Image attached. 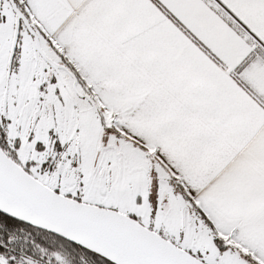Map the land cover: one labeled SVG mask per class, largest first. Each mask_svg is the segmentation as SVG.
<instances>
[{
	"label": "snow or ice",
	"instance_id": "obj_1",
	"mask_svg": "<svg viewBox=\"0 0 264 264\" xmlns=\"http://www.w3.org/2000/svg\"><path fill=\"white\" fill-rule=\"evenodd\" d=\"M0 264H264V0H0Z\"/></svg>",
	"mask_w": 264,
	"mask_h": 264
}]
</instances>
